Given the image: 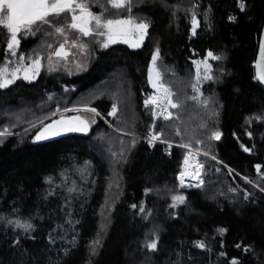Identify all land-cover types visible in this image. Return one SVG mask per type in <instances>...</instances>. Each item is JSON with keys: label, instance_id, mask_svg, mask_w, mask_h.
Masks as SVG:
<instances>
[{"label": "trees", "instance_id": "trees-1", "mask_svg": "<svg viewBox=\"0 0 264 264\" xmlns=\"http://www.w3.org/2000/svg\"><path fill=\"white\" fill-rule=\"evenodd\" d=\"M73 2L102 20L149 26L136 48L85 37L79 74L43 66L35 79L0 88V264H264V197L254 188L264 191V88L253 68L264 0ZM79 12L22 30L15 55L0 31V67L44 58ZM157 50L159 83L180 106L154 122L145 98ZM56 106L95 109L90 133L34 144ZM152 135L175 145L170 159L161 144L149 146ZM182 145L201 154L198 187L177 181ZM175 196L184 203L173 207ZM25 223L27 231L17 226Z\"/></svg>", "mask_w": 264, "mask_h": 264}, {"label": "snow or ice", "instance_id": "snow-or-ice-1", "mask_svg": "<svg viewBox=\"0 0 264 264\" xmlns=\"http://www.w3.org/2000/svg\"><path fill=\"white\" fill-rule=\"evenodd\" d=\"M111 6L115 9H121L126 6V0H109ZM244 5L241 4V9H243ZM74 8L80 9V15H72L71 17V24L70 27L73 29L79 30L84 36L90 35L89 23L90 21L94 20L96 23V27L107 29V32H100L99 35H108L109 42L115 43L116 40L114 39V33L118 30H122L121 26L131 24L132 21L130 20H102L100 16H95L91 12L87 10V7L82 3L73 4V0H0V25L3 28H0V31H4L6 29L7 32V48L8 50L15 55V49L19 46V39L18 34L22 32H27L29 34H34L36 30H38L39 24H52V20L50 17L52 16H60L62 13L66 11H73ZM36 25L37 28L34 29L32 26ZM147 23H139L136 24V28L141 33V40L143 39V34L146 33L148 28ZM197 26V22L195 17L193 18V32L195 27ZM55 31L61 35L64 33V29L57 27ZM195 34V33H194ZM134 47H138L139 44L132 45ZM51 47V45H49ZM103 47L107 48L108 43H105ZM57 57H66L68 55L67 52L64 51V45L61 44L58 49L55 50L53 53ZM261 55L264 56V45L261 48ZM209 56H212V53H209ZM159 58V50H157L152 56V63L155 65L157 59ZM213 59H221L220 57L212 56ZM21 60L24 57H20ZM39 61H34V64H38ZM2 71L7 72V68L3 69ZM152 72L153 68L149 69V80L153 84V87H157V84L152 80ZM157 78H159V73L156 74ZM33 77L29 76L27 73L24 76V79L31 80ZM15 76L13 79L6 80L4 82H0V88H6L9 84L13 83ZM205 79H211L210 76H206ZM259 79L264 81V73L259 75ZM195 91H199L195 85L192 86ZM160 90L163 92V97L159 101V105L161 108L160 113L153 111V116L156 117L157 115H162L165 120L172 118V113L168 111V107L175 109L178 108L180 105L173 101L172 96L174 95L172 91L160 85ZM190 99H196V97H191ZM149 103L156 104L157 100L150 98L149 100L145 101V106ZM207 102L205 101V104ZM165 104L168 107H165ZM90 111H95V109H89ZM116 111V106L113 105V111L110 114H114ZM164 113H167L165 115ZM78 120L79 123L74 124L71 121H67L61 119L59 121H54L53 124L45 125L41 130H39L35 136L36 141H41L48 139L49 136L59 135L60 131L59 128L56 126H62L64 131H86L87 124L80 120L78 117L74 118ZM7 132L0 133V135H5ZM179 134V133H178ZM158 137L153 136V139H157ZM213 138L219 139L220 133L216 132L213 133ZM183 146V145H182ZM248 151V149H245ZM198 187L199 185H195ZM247 199V197H246ZM174 204L173 207L176 206L177 203H184L185 197L184 196H175L173 197ZM135 207V205L133 206ZM143 211V208H141ZM18 227H22L27 231L32 226L30 224H18ZM223 232V229H220ZM98 243V241L96 242ZM197 247H204L202 243H197ZM147 248L155 251L157 248V242L153 240L151 243L147 245ZM235 264V262H234Z\"/></svg>", "mask_w": 264, "mask_h": 264}, {"label": "rangeland", "instance_id": "rangeland-1", "mask_svg": "<svg viewBox=\"0 0 264 264\" xmlns=\"http://www.w3.org/2000/svg\"><path fill=\"white\" fill-rule=\"evenodd\" d=\"M79 15H80V12L77 14V16ZM114 20L132 21L131 24L121 26L122 30H118L117 32L114 33V39L116 40L115 43H124L132 48H136L132 45H135L137 43L139 44V46L141 45L146 33L143 34V39L141 40V33L136 28V24H139L138 22H134L133 20L127 17L117 18ZM89 29H90V35L93 33L100 41V44H101L100 46L103 47L105 43H108V45L113 44L109 42L108 35L98 34L100 32L106 33L107 29H104V28L98 29L96 27V23L94 20L90 21ZM88 36H84L81 32H79V30L72 28L70 32H68L67 34L61 37L56 38L53 43L49 44L51 45V47H49L48 45L47 53L44 58L37 57L35 59L29 60L28 62H26L23 59L22 61H20V63H14V65L5 64L4 66L0 67V82L11 80L13 79V76H15V79L18 77L24 78L26 73L29 76H32L33 78L31 80H33L38 75L39 71L41 70L43 66L46 67L50 71H61V72H65V73L72 74V75L83 72L86 69L88 60H89V48L86 42L84 41V38ZM61 44H63L64 48L68 49L70 52L65 58L57 57L53 54L55 50L60 47ZM34 61H39V63L34 64ZM206 64H207L206 62H203V66L206 67ZM5 68H7V72L2 71ZM150 68H153V72H152L153 82L157 84V87H160L161 85L159 83L160 77L157 78V75H156L159 72L156 66L153 65L152 61L150 64ZM150 85L152 89H154L153 84L151 82H150ZM69 111L74 112V113L78 112L80 114H83L90 121V123H94L96 121L97 114L93 111H90L89 109L82 108V107H74L66 111H60L58 106H56L52 116L60 115V114H68ZM52 116H50V118ZM114 116H115V113H114Z\"/></svg>", "mask_w": 264, "mask_h": 264}, {"label": "built area", "instance_id": "built-area-1", "mask_svg": "<svg viewBox=\"0 0 264 264\" xmlns=\"http://www.w3.org/2000/svg\"><path fill=\"white\" fill-rule=\"evenodd\" d=\"M163 97V92L160 90V87L154 88L152 89L146 96L145 101L149 100L150 98H153L155 100H157L156 104L153 103H149L147 106H149L151 108V116L153 121H157V120H161V121H166L162 115H157L156 117L153 116V111H156L157 113H160L161 108L159 105V101L160 99ZM165 107H168L165 104ZM113 110H111L110 113H112ZM168 111L170 112V108L168 107ZM165 115H167V113H164ZM58 115H53L50 119L56 117ZM114 114H110V117H113ZM108 124V123H107ZM153 136L151 138H148L147 141L149 142V146L151 147L154 143H159L161 144V151L162 153L167 157V158H171L173 156V148L175 145H173L172 143H168V142H163V141H159L157 139H153ZM185 149L186 153L185 156L182 160V162L180 163V166L178 168V173H177V181L179 183V186L181 188H190V187H196L195 185H200L201 184V174L202 171L204 169V164L200 162L199 160V156L201 155L198 151L190 148V147H185V146H181ZM192 164L194 166V169H192L193 171H195L194 173L189 172V165ZM184 165V168L181 169V166ZM220 166H223L227 171L228 174H230L231 176H238V174L232 170L229 167H226L225 165H221L219 163ZM245 182H247L244 179ZM248 183V182H247ZM256 189V191L261 195V197H264V191L261 189H258L256 187H254ZM235 190V189H234ZM250 196V194H246V197L248 198Z\"/></svg>", "mask_w": 264, "mask_h": 264}, {"label": "water", "instance_id": "water-1", "mask_svg": "<svg viewBox=\"0 0 264 264\" xmlns=\"http://www.w3.org/2000/svg\"><path fill=\"white\" fill-rule=\"evenodd\" d=\"M262 45H264V21L261 27V31H260V35H259V39H258V45H257V51H256V55H255V60L253 63V68H254V75H255V79L257 81V83L264 88V81H261L259 79V75L261 73H264V56L261 55V48ZM58 49V48H57ZM65 52H67L68 54L70 53L69 50H65ZM67 57V56H66ZM65 58V57H63ZM78 117L80 120H83L86 124H87V130L86 131H64L62 126H56L59 128L60 134L59 135H55V136H49L48 139L45 140H41V141H36L35 140V136L37 134V132L39 130H41L45 125H50L53 124L54 121H59L61 119L67 120V121H71L74 124L79 123L78 120H75L74 118ZM91 123L90 121L83 115L80 113H72V114H60L52 119H49L48 121H46L34 134L33 136V143L34 144H42V143H47V142H51V141H55L67 136H86L90 133L91 131Z\"/></svg>", "mask_w": 264, "mask_h": 264}, {"label": "bare ground", "instance_id": "bare-ground-1", "mask_svg": "<svg viewBox=\"0 0 264 264\" xmlns=\"http://www.w3.org/2000/svg\"><path fill=\"white\" fill-rule=\"evenodd\" d=\"M183 168H184V165L181 166V169H183ZM188 168L190 169L189 172H191V173L195 172V171L192 170V169H194V166L192 164H190Z\"/></svg>", "mask_w": 264, "mask_h": 264}, {"label": "crops", "instance_id": "crops-1", "mask_svg": "<svg viewBox=\"0 0 264 264\" xmlns=\"http://www.w3.org/2000/svg\"><path fill=\"white\" fill-rule=\"evenodd\" d=\"M73 4H75V2H73Z\"/></svg>", "mask_w": 264, "mask_h": 264}, {"label": "flooded vegetation", "instance_id": "flooded-vegetation-1", "mask_svg": "<svg viewBox=\"0 0 264 264\" xmlns=\"http://www.w3.org/2000/svg\"><path fill=\"white\" fill-rule=\"evenodd\" d=\"M65 49V48H64ZM65 50H68V49H65Z\"/></svg>", "mask_w": 264, "mask_h": 264}]
</instances>
